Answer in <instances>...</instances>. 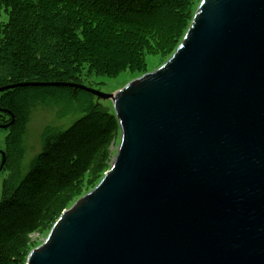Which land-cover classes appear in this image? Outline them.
<instances>
[{
  "label": "water",
  "instance_id": "obj_1",
  "mask_svg": "<svg viewBox=\"0 0 264 264\" xmlns=\"http://www.w3.org/2000/svg\"><path fill=\"white\" fill-rule=\"evenodd\" d=\"M52 85L110 102L120 145L25 264H264V0H202L170 59L114 94Z\"/></svg>",
  "mask_w": 264,
  "mask_h": 264
},
{
  "label": "trees",
  "instance_id": "obj_2",
  "mask_svg": "<svg viewBox=\"0 0 264 264\" xmlns=\"http://www.w3.org/2000/svg\"><path fill=\"white\" fill-rule=\"evenodd\" d=\"M189 1L0 0V14L4 12L8 17L6 23L0 24V88L30 82L82 84L79 78L82 65L103 63L105 43L102 39L108 40L111 46L116 42L122 43L109 33L100 31L98 34V30L92 33L91 36L96 38L90 41L84 36V32L88 33L87 20L68 9L55 11L48 3L79 6L93 14L147 23L158 16L178 12ZM146 32L149 31H143ZM129 41L135 42V37L130 35ZM33 90L38 91L26 87L0 93V109L9 111L15 119L7 129L8 147L18 145L25 131L30 102L35 98L32 97ZM38 93L35 99L41 103H46V98L60 99L61 94L71 98L66 102L71 104L74 100L83 116L66 130L44 137L41 151L31 161L26 176L13 191L6 185L2 187L0 264L12 263L18 249L26 243V236L40 226L43 217L40 215L41 203L46 204L68 186L77 183L93 166L98 154L107 157L102 148L111 144L110 137L117 128L116 119L97 112L92 106L94 97L84 92L42 89ZM6 118L10 122L7 115L0 113V125L8 123H5ZM46 180L50 181L43 185ZM20 190L25 192L17 198Z\"/></svg>",
  "mask_w": 264,
  "mask_h": 264
},
{
  "label": "rangeland",
  "instance_id": "obj_3",
  "mask_svg": "<svg viewBox=\"0 0 264 264\" xmlns=\"http://www.w3.org/2000/svg\"><path fill=\"white\" fill-rule=\"evenodd\" d=\"M201 1L190 0L185 8L178 12L158 16L154 21L147 23L124 21L111 16L93 14L82 7L59 2L47 5L55 11L68 9L87 20L88 33L84 32V36L90 41L96 38L91 35L95 30H98V34L100 31L103 34L109 33L113 39L117 37L122 42L113 43L111 46L108 40L102 39L105 43L102 53L103 63L94 66L83 64L79 74L82 84L102 93L114 94L129 82L158 70L170 59L180 44ZM7 20V14L2 12L0 24L6 23ZM143 31L149 32L143 33ZM79 32L82 34L81 31ZM130 35L135 37V42L129 41ZM98 70L101 73L97 72ZM33 83L49 85H33V87H28L29 89H38V91L42 89L66 90L59 85H52L64 82ZM38 91L32 92L34 94L32 97L36 98L39 94ZM61 95L60 99L46 98L48 99L46 103H41L35 98L32 99L26 116L25 131L18 145L8 147L9 132L0 129V152L5 155V162L0 171V201L4 185L13 191L26 176L29 164L41 151L44 137L66 130L83 116L79 112L80 106L74 100L71 104L67 103L66 100L71 101L72 99ZM92 106L97 112L114 117L110 102L98 101L94 97ZM6 122H8V118H6ZM113 132L110 137L111 144L102 148L107 153L104 154L107 156L106 158L102 157V153L98 154L93 166L84 172L77 183L68 186L61 194L46 204L41 203L40 215L43 217L40 226L35 232L26 236V243L18 249V253L14 256L15 259L10 264H25L28 255L45 241L60 215L100 183L105 173L110 169L120 145L118 124ZM1 160L0 155V165ZM49 181L46 180L43 185ZM23 192L25 191L17 192L16 197H22Z\"/></svg>",
  "mask_w": 264,
  "mask_h": 264
}]
</instances>
